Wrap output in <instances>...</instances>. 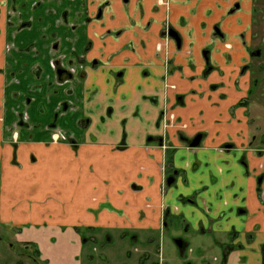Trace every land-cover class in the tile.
Returning <instances> with one entry per match:
<instances>
[{
	"label": "crops",
	"instance_id": "crops-1",
	"mask_svg": "<svg viewBox=\"0 0 264 264\" xmlns=\"http://www.w3.org/2000/svg\"><path fill=\"white\" fill-rule=\"evenodd\" d=\"M256 1L0 0V69L31 47L43 86L19 122L0 74V117L19 134L6 144L0 125V224L46 264L91 262L86 241L111 234L136 264L131 245L153 244L165 210L184 222L190 259L216 264L229 247L225 264H264V146L237 107ZM52 127L65 140L49 142Z\"/></svg>",
	"mask_w": 264,
	"mask_h": 264
},
{
	"label": "rangeland",
	"instance_id": "rangeland-1",
	"mask_svg": "<svg viewBox=\"0 0 264 264\" xmlns=\"http://www.w3.org/2000/svg\"><path fill=\"white\" fill-rule=\"evenodd\" d=\"M17 2L19 0H16ZM255 18L253 20V37L254 44L251 45V48L260 47L264 51V0H257L255 3ZM16 30L18 33L22 32L24 29H31V21H23L22 18H17L16 20ZM261 40V41H260ZM261 45V46H260ZM17 46V45H16ZM18 47H16L17 49ZM23 48V47H21ZM4 49L7 50V47ZM19 49V48H18ZM5 50V54L8 55V51ZM32 51L31 47L26 48L25 50L17 51L15 54V60L10 67H4L0 69V74L4 78L8 75L7 81L3 84V89H7L6 93L15 99L17 103L15 104L16 109L13 110L17 121L22 122L25 119L23 112H19L23 108L29 107V104L33 101V96L41 93L43 86L39 83V77L41 71L38 66H34L32 59L34 54L30 56ZM264 62V57L258 60L255 64V68L250 69V81L257 80L258 83L251 86V94L249 96V102L255 104V110L252 111V115L247 113L249 117V123L254 124L256 131V144L260 145L261 142L264 143V69H261L258 64ZM31 65V67H30ZM61 68L59 65H54L53 69L56 70V67ZM26 70H25V69ZM30 69V70H29ZM10 71V72H8ZM51 84V83H49ZM10 89V90H8ZM6 98V97H5ZM3 98L2 100H4ZM248 105V104H247ZM68 108V107H67ZM66 108V109H67ZM75 108L73 105L70 107L71 110ZM58 110V111H57ZM57 112L63 111V105L57 107ZM6 109L3 108L2 116L0 117V125H4V141L6 144H16L19 140V134L15 125L16 122L7 121L5 119L4 113ZM14 117V118H15ZM55 123V120L53 121ZM54 126V124H53ZM166 127V126H165ZM50 140L52 143H59L62 140H65L63 133L56 130L55 127H52ZM166 161V159H165ZM1 168V166H0ZM165 163V173L164 175V184H166V178L172 176V172L168 171ZM4 177L2 180L8 179L10 174L7 170L4 171ZM2 174H0L1 176ZM25 176L20 181L25 180ZM28 184V183H27ZM118 219H123V212L115 213ZM162 222L160 223L159 232L155 236L153 244H142L141 242L136 243V245H131L136 248L129 249L135 250L138 253H135V258H138L136 264H201L196 262L194 259H190V247L194 245L185 246L184 253L179 254L177 247L175 246L174 241L183 240L186 241L188 238L185 233V226L182 224L180 218L171 217L168 212L165 210L162 212ZM165 224V226H164ZM82 239L89 240L90 235H94L96 232L90 229H80ZM101 234V232H100ZM112 236V234H111ZM111 236L105 237L108 240H94L86 241L85 255L90 254L94 256V260H83V264H122L120 260V254L122 253L123 248L126 247L123 243L120 244L118 238H114V241ZM104 238V237H103ZM189 242V239H188ZM129 245V243H128ZM95 249V251H93ZM128 251V250H125ZM65 252V249H64ZM146 252V253H145ZM145 257V259H143ZM131 259H128L127 262L123 264H132ZM207 264H214L212 257L205 261ZM0 264H46L44 261L40 260L37 249L33 245L20 244L17 242V238L14 233L4 225L0 224Z\"/></svg>",
	"mask_w": 264,
	"mask_h": 264
},
{
	"label": "flooded vegetation",
	"instance_id": "flooded-vegetation-1",
	"mask_svg": "<svg viewBox=\"0 0 264 264\" xmlns=\"http://www.w3.org/2000/svg\"><path fill=\"white\" fill-rule=\"evenodd\" d=\"M254 23V22H253ZM253 28V27H252ZM171 30L170 29H168V30H166L165 32H164V35L166 36V37H170L169 36V32H170ZM246 41V43L244 42V44H245V46H244V48H245V53H246V58H245V62L241 65V67H240V69H239V77H245V78H247L248 79V88H247V90H246V93H245V96L243 97V98H241V100L237 103V107L239 106V107H245V109H246V114L247 113H249V114H251L252 115V111L253 110H255V104H253V103H250L249 101V96H250V94H251V92H252V90H251V86H253L254 84H257L258 83V81L257 80H255L254 82L253 81H250V69H253V68H255V64H256V62L258 61V60H260L262 57H264V51H262L261 49H260V47H257V48H251V45L252 44H254V37H253V30H252V36H251V39L250 40H245ZM261 41V40H260ZM262 41H264V39L262 40ZM261 46V45H260ZM204 58H205V61L206 62H208V52L207 51H204ZM262 65V66H261ZM258 66H261L260 68L261 69H264V62H262V63H260V64H258ZM212 70H213V67H211L210 65H208L207 64V68H206V72H212ZM58 71H61V74H59L58 73ZM218 71V70H217ZM56 73H57V78L59 77V78H61V77H65L66 79H68V78H71L72 76V74L74 73V71H73V69L71 70V69H63V68H59L58 66L56 67ZM58 78V79H59ZM217 85H212L211 86V88H215ZM255 86V85H254ZM248 104V105H247ZM67 107H68V105H67ZM66 107V104H63V109H64V111L65 110H67L68 108ZM67 108V109H66ZM59 113V112H58ZM57 113V114H58ZM56 114V115H57ZM252 126H253V129L255 130V132L257 131V129H256V127H255V125L254 124H251ZM198 135H196L195 137H197ZM201 136V135H200ZM194 137V138H195ZM193 138V139H194ZM192 139V140H193ZM254 139H256V135H255V138ZM192 140H191V142H192ZM190 142V143H191ZM260 145H262V146H264V143L263 142H261L260 143ZM160 146H161V148L163 149V150H165V159H166V161H165V163H167V159H169V156H170V151H169V148H168V146L165 144V143H163V142H161L160 143ZM189 146H190V144H189ZM192 148V147H191ZM174 178H175V175L172 173V176H168L167 178H166V186L167 185H171L173 182H174ZM169 180H171V183L170 184H168V181ZM179 218V217H178ZM180 220H181V218H180ZM181 222H182V224L185 226V224H184V222L181 220ZM186 230V229H185ZM176 241H180L181 242V247H178L177 245H176ZM176 241H174V243H175V246L177 247V249H178V251H179V254H183L184 253V249H185V246H187V244H186V242L185 241H183V240H176ZM237 248V247H236ZM226 250H227V252H228V250H229V247H227L226 248ZM227 252L225 253V254H223V256H222V259L220 260L219 259V261L216 263V264H225V262H226V257H227ZM40 258V257H39ZM41 260V259H40Z\"/></svg>",
	"mask_w": 264,
	"mask_h": 264
},
{
	"label": "water",
	"instance_id": "water-1",
	"mask_svg": "<svg viewBox=\"0 0 264 264\" xmlns=\"http://www.w3.org/2000/svg\"><path fill=\"white\" fill-rule=\"evenodd\" d=\"M169 36H170L171 38H173L174 40H176V42H177L178 45H179V38H178L176 32H174V31L171 30V31L169 32ZM203 55H204V54H203ZM58 73L61 74V71H58ZM200 140H201V136L198 135L197 137H195V138L192 140V142L190 143V147H192V148L197 147V146L199 145ZM170 183H171V180L168 181V184H170ZM176 245H177L178 247H181V242H180V241H176Z\"/></svg>",
	"mask_w": 264,
	"mask_h": 264
},
{
	"label": "built area",
	"instance_id": "built-area-1",
	"mask_svg": "<svg viewBox=\"0 0 264 264\" xmlns=\"http://www.w3.org/2000/svg\"><path fill=\"white\" fill-rule=\"evenodd\" d=\"M166 30H168V29H166Z\"/></svg>",
	"mask_w": 264,
	"mask_h": 264
}]
</instances>
